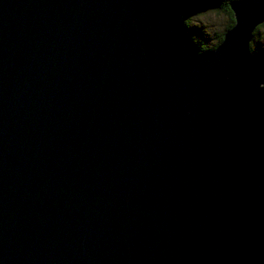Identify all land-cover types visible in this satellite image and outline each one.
I'll return each instance as SVG.
<instances>
[{"label":"water","instance_id":"obj_1","mask_svg":"<svg viewBox=\"0 0 264 264\" xmlns=\"http://www.w3.org/2000/svg\"><path fill=\"white\" fill-rule=\"evenodd\" d=\"M202 51L175 0H0V264H264V0Z\"/></svg>","mask_w":264,"mask_h":264},{"label":"trees","instance_id":"obj_2","mask_svg":"<svg viewBox=\"0 0 264 264\" xmlns=\"http://www.w3.org/2000/svg\"><path fill=\"white\" fill-rule=\"evenodd\" d=\"M176 3L178 5H180L181 7H186L188 8V11L183 14V22L185 24V26L188 28L189 32L191 33L192 39L194 40V43L202 50H208V49H214L216 48L222 41H223V37L225 32L230 29L231 27H233V25L235 24V20H234V14L230 8V4L232 1L234 0H196L199 2H195V3H190L188 5L185 4L186 1L189 0H175ZM206 12H214V13H223L226 16H228L229 18V24L226 27L225 31L220 34L218 37V41L215 45H213L212 47H209L208 45H205L203 41H200L195 34L192 32V29L190 27L191 24V19L194 16H199L201 14H204ZM264 28V23L259 25L256 30L254 31L253 34V40L251 42V50L255 55V58L264 63V54L263 52H258L257 48H261L260 46L262 45V41H261V30ZM263 57V60H261L260 58Z\"/></svg>","mask_w":264,"mask_h":264},{"label":"rangeland","instance_id":"obj_3","mask_svg":"<svg viewBox=\"0 0 264 264\" xmlns=\"http://www.w3.org/2000/svg\"><path fill=\"white\" fill-rule=\"evenodd\" d=\"M197 3L199 1L189 0L185 4ZM200 3V2H199ZM229 24V18L223 13L206 12L199 16H194L191 19L190 27L195 36L203 41L205 45L212 47L218 41V36L222 34ZM261 48H257V51L264 54V28L261 30ZM263 60V57L260 58Z\"/></svg>","mask_w":264,"mask_h":264}]
</instances>
